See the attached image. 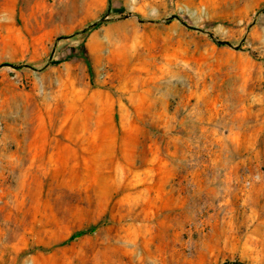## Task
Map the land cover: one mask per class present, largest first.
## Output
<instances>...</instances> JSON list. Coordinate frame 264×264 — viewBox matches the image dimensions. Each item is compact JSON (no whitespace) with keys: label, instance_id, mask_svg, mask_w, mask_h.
Returning a JSON list of instances; mask_svg holds the SVG:
<instances>
[{"label":"rangeland","instance_id":"374dc122","mask_svg":"<svg viewBox=\"0 0 264 264\" xmlns=\"http://www.w3.org/2000/svg\"><path fill=\"white\" fill-rule=\"evenodd\" d=\"M86 1L0 0V264H264V0Z\"/></svg>","mask_w":264,"mask_h":264},{"label":"trees","instance_id":"16d2710c","mask_svg":"<svg viewBox=\"0 0 264 264\" xmlns=\"http://www.w3.org/2000/svg\"><path fill=\"white\" fill-rule=\"evenodd\" d=\"M174 20H177V21H180L178 18H176V17H172V18H170V19H168V20H166V24H170L172 21H174ZM105 22V19H101L98 23H96V24H94L93 26H92V28H94V27H97L98 25H101V24H103ZM181 22V21H180ZM221 46H228L226 43H219ZM4 66H6V65H4ZM0 67H3V66H0ZM263 175H264V168H263Z\"/></svg>","mask_w":264,"mask_h":264},{"label":"bare ground","instance_id":"6f19581e","mask_svg":"<svg viewBox=\"0 0 264 264\" xmlns=\"http://www.w3.org/2000/svg\"><path fill=\"white\" fill-rule=\"evenodd\" d=\"M97 2L95 0H87L85 3V7L89 8V12H92L94 8H97Z\"/></svg>","mask_w":264,"mask_h":264}]
</instances>
